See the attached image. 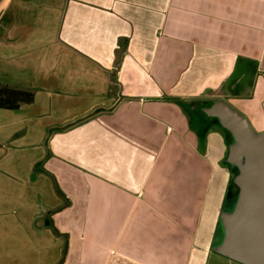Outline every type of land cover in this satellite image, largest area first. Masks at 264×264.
<instances>
[{"label":"crops","instance_id":"0c3cea01","mask_svg":"<svg viewBox=\"0 0 264 264\" xmlns=\"http://www.w3.org/2000/svg\"><path fill=\"white\" fill-rule=\"evenodd\" d=\"M0 264H239L224 101L264 132V0H0Z\"/></svg>","mask_w":264,"mask_h":264},{"label":"water","instance_id":"95a60500","mask_svg":"<svg viewBox=\"0 0 264 264\" xmlns=\"http://www.w3.org/2000/svg\"><path fill=\"white\" fill-rule=\"evenodd\" d=\"M232 137L227 163L238 171L232 213L221 215L223 240L214 251L239 264H264V132L257 133L224 101L203 109Z\"/></svg>","mask_w":264,"mask_h":264},{"label":"trees","instance_id":"16d2710c","mask_svg":"<svg viewBox=\"0 0 264 264\" xmlns=\"http://www.w3.org/2000/svg\"><path fill=\"white\" fill-rule=\"evenodd\" d=\"M33 93L8 86H0V109L16 110L21 105L30 104Z\"/></svg>","mask_w":264,"mask_h":264},{"label":"rangeland","instance_id":"374dc122","mask_svg":"<svg viewBox=\"0 0 264 264\" xmlns=\"http://www.w3.org/2000/svg\"><path fill=\"white\" fill-rule=\"evenodd\" d=\"M237 173H238V171H237V169L235 168V175H236ZM236 192H237V191H236V189H235V196H237V195H236Z\"/></svg>","mask_w":264,"mask_h":264}]
</instances>
